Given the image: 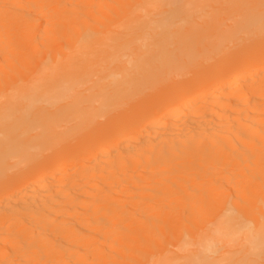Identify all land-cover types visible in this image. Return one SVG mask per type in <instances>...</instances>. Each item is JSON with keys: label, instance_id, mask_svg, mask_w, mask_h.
<instances>
[{"label": "bare ground", "instance_id": "obj_1", "mask_svg": "<svg viewBox=\"0 0 264 264\" xmlns=\"http://www.w3.org/2000/svg\"><path fill=\"white\" fill-rule=\"evenodd\" d=\"M263 33L264 0H0V264H95L172 242L189 249L163 264L264 259V43L247 41Z\"/></svg>", "mask_w": 264, "mask_h": 264}, {"label": "rangeland", "instance_id": "obj_2", "mask_svg": "<svg viewBox=\"0 0 264 264\" xmlns=\"http://www.w3.org/2000/svg\"><path fill=\"white\" fill-rule=\"evenodd\" d=\"M227 23H230L229 21ZM239 38V37H236ZM253 38V37H252ZM249 39L247 41L254 42V45H260L264 43V33L261 35L254 36L253 39ZM235 39V38H233ZM243 44V40H226L223 44L218 46L213 50H202L199 52V57L194 63H189L185 67H183L180 72L171 76H163L161 78L152 80L142 86L140 89L136 90L132 95L131 99L123 104L121 107H114L110 111H106L91 120L89 125L87 126V132L93 133L89 138L84 141V134H78L70 141L66 142L65 145L68 146L69 150H73L76 145L91 142L95 139V135L98 130L107 125V124H117V122L122 121L130 111L137 106L138 104H147V102H152L154 99L158 98L164 91L170 89L171 87L180 86L184 84L187 80L194 77L197 73L211 70L215 65H217L225 56L231 55L232 50L228 49L233 48L235 43ZM246 42V41H245ZM228 46H230L228 48ZM228 48V49H227ZM185 238H189L192 235L190 232H185ZM136 245H126L123 248L126 250L127 254L124 256H119L118 254H111L106 259L101 261H95V264H163L164 259H162V255L172 254L174 252H180L188 250L187 246H178L176 242H172L169 244H162L158 246H154L151 248L149 257H145L141 252H133L132 249H136ZM142 247V246H141ZM194 246H190L193 248ZM122 246L119 247L121 249ZM144 250V248H143ZM130 251V252H129ZM129 252V253H128ZM263 255L259 256L257 261H254V264H262L264 263ZM168 262L170 264L171 262ZM218 264H228L227 262L220 261Z\"/></svg>", "mask_w": 264, "mask_h": 264}]
</instances>
